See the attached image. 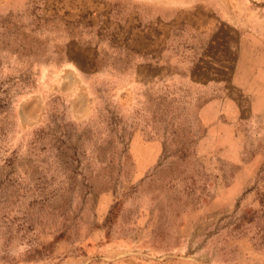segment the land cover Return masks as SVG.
I'll use <instances>...</instances> for the list:
<instances>
[{
    "label": "rangeland",
    "instance_id": "374dc122",
    "mask_svg": "<svg viewBox=\"0 0 264 264\" xmlns=\"http://www.w3.org/2000/svg\"><path fill=\"white\" fill-rule=\"evenodd\" d=\"M0 264H264V0H0Z\"/></svg>",
    "mask_w": 264,
    "mask_h": 264
}]
</instances>
